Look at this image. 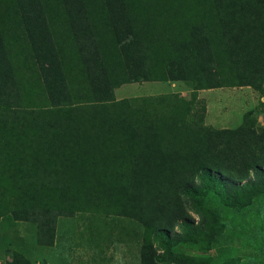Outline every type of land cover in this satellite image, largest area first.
<instances>
[{
	"label": "trees",
	"instance_id": "1",
	"mask_svg": "<svg viewBox=\"0 0 264 264\" xmlns=\"http://www.w3.org/2000/svg\"><path fill=\"white\" fill-rule=\"evenodd\" d=\"M143 81L189 92L116 98ZM242 86L264 97V0H0L4 264L87 213L139 223L141 264H246L180 247L236 239L264 264V126L209 125L199 96Z\"/></svg>",
	"mask_w": 264,
	"mask_h": 264
},
{
	"label": "rangeland",
	"instance_id": "2",
	"mask_svg": "<svg viewBox=\"0 0 264 264\" xmlns=\"http://www.w3.org/2000/svg\"><path fill=\"white\" fill-rule=\"evenodd\" d=\"M171 91L186 95L189 87L181 81L133 82L118 87L115 96L120 99ZM199 96L206 101V123L209 125L217 128L237 127L244 113L253 110L258 115V124L264 126V97L250 86L206 89L201 90ZM241 221L255 222L251 216L246 220L241 218ZM141 232L139 223L125 218L112 220L107 217L102 220L99 216L93 218L90 213L62 217L58 224L56 244L45 253L39 251L38 255L49 259L50 264H141ZM259 240L264 241V238ZM180 247L188 255L209 256L214 260H224L226 256H231L246 264H258L257 261H260L259 253L243 239L233 241L229 251L222 250L224 246L216 244L206 251L196 246ZM0 257H3L1 251Z\"/></svg>",
	"mask_w": 264,
	"mask_h": 264
},
{
	"label": "crops",
	"instance_id": "3",
	"mask_svg": "<svg viewBox=\"0 0 264 264\" xmlns=\"http://www.w3.org/2000/svg\"><path fill=\"white\" fill-rule=\"evenodd\" d=\"M39 250V249H38ZM48 250V249H47ZM47 250H44L42 251V253H45ZM8 259H11V256L9 255L8 256ZM33 260V259H32ZM35 260V263L34 264H50L51 262L49 261V259L43 257V258H40V255L34 259ZM4 263V258L3 257H0V264H3Z\"/></svg>",
	"mask_w": 264,
	"mask_h": 264
}]
</instances>
